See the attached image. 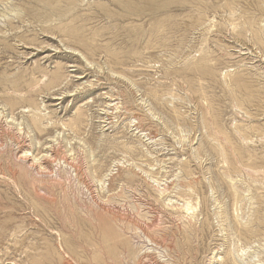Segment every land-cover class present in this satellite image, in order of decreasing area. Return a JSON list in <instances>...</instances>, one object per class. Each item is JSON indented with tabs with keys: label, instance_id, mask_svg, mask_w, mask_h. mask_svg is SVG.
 Masks as SVG:
<instances>
[{
	"label": "rangeland",
	"instance_id": "obj_1",
	"mask_svg": "<svg viewBox=\"0 0 264 264\" xmlns=\"http://www.w3.org/2000/svg\"><path fill=\"white\" fill-rule=\"evenodd\" d=\"M0 264H264V0H0Z\"/></svg>",
	"mask_w": 264,
	"mask_h": 264
},
{
	"label": "bare ground",
	"instance_id": "obj_2",
	"mask_svg": "<svg viewBox=\"0 0 264 264\" xmlns=\"http://www.w3.org/2000/svg\"><path fill=\"white\" fill-rule=\"evenodd\" d=\"M205 61V60H204ZM230 82V81H229Z\"/></svg>",
	"mask_w": 264,
	"mask_h": 264
}]
</instances>
